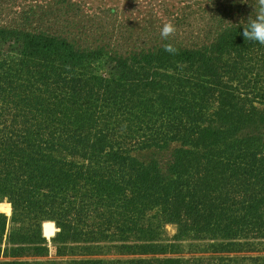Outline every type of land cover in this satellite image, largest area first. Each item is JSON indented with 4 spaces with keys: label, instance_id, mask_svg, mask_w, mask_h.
<instances>
[{
    "label": "trees",
    "instance_id": "1",
    "mask_svg": "<svg viewBox=\"0 0 264 264\" xmlns=\"http://www.w3.org/2000/svg\"><path fill=\"white\" fill-rule=\"evenodd\" d=\"M238 25L133 51L0 29V264H264V45ZM172 143L167 174L134 155ZM167 224L211 254L168 256Z\"/></svg>",
    "mask_w": 264,
    "mask_h": 264
},
{
    "label": "rangeland",
    "instance_id": "2",
    "mask_svg": "<svg viewBox=\"0 0 264 264\" xmlns=\"http://www.w3.org/2000/svg\"><path fill=\"white\" fill-rule=\"evenodd\" d=\"M254 0H0V29L45 33L65 38L76 46H106L133 51L162 40L160 28L171 22L176 32L169 39L189 47L229 25L243 24ZM115 46V47H114ZM107 71V58L101 59ZM177 143L151 147L134 155L145 162L157 161L168 173ZM3 202H8L7 200ZM9 203V202H8ZM1 212V211H0ZM4 213V212H3ZM6 214V213H5ZM9 217L8 229L14 227ZM175 224L165 226V243H174L168 256L210 255L207 241L175 239ZM59 264L62 262L60 259Z\"/></svg>",
    "mask_w": 264,
    "mask_h": 264
},
{
    "label": "clouds",
    "instance_id": "3",
    "mask_svg": "<svg viewBox=\"0 0 264 264\" xmlns=\"http://www.w3.org/2000/svg\"><path fill=\"white\" fill-rule=\"evenodd\" d=\"M252 5L253 11L244 19L245 23L239 24V29L242 27V35L246 42L257 43L264 45V0H254ZM176 26L167 22L160 28V37L162 40H169L170 37L176 32ZM164 50L175 54L178 49L171 43L164 45Z\"/></svg>",
    "mask_w": 264,
    "mask_h": 264
}]
</instances>
